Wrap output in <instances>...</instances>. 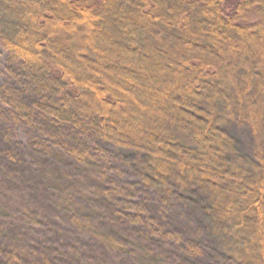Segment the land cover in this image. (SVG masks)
Instances as JSON below:
<instances>
[{
  "label": "trees",
  "instance_id": "16d2710c",
  "mask_svg": "<svg viewBox=\"0 0 264 264\" xmlns=\"http://www.w3.org/2000/svg\"><path fill=\"white\" fill-rule=\"evenodd\" d=\"M0 264H264V0H0Z\"/></svg>",
  "mask_w": 264,
  "mask_h": 264
}]
</instances>
